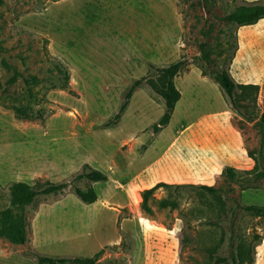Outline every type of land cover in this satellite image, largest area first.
I'll return each mask as SVG.
<instances>
[{
    "label": "rangeland",
    "instance_id": "rangeland-1",
    "mask_svg": "<svg viewBox=\"0 0 264 264\" xmlns=\"http://www.w3.org/2000/svg\"><path fill=\"white\" fill-rule=\"evenodd\" d=\"M245 1L258 0H0V211L10 207L14 183L71 185L14 209L26 242L0 236V264H37L36 253L91 258L101 251L100 264H234L239 251L243 264H264V217L243 209L264 207V178L244 173L256 165L264 171L262 90L256 107L245 103L242 111L254 115L248 122L222 113L219 87L195 74L199 66L224 67L233 35L239 46L241 32L250 37L264 28V21L258 29L227 24ZM242 48L230 72L236 80L245 69L260 76L261 50ZM176 62L183 63V100L154 134L165 113L158 70ZM230 148L238 163L229 161ZM246 151L255 156L244 159ZM86 166L108 181L77 179ZM228 167L239 171L234 182ZM171 177L178 183L164 182L173 188L159 189L143 208L133 180ZM75 187H93L106 199L84 204ZM162 200L176 206L162 208Z\"/></svg>",
    "mask_w": 264,
    "mask_h": 264
},
{
    "label": "trees",
    "instance_id": "trees-1",
    "mask_svg": "<svg viewBox=\"0 0 264 264\" xmlns=\"http://www.w3.org/2000/svg\"><path fill=\"white\" fill-rule=\"evenodd\" d=\"M235 2V1H234ZM264 20V0H258L253 2L245 1L243 4L237 6L235 11L227 17V24L230 28H243L255 26L260 21ZM232 45L235 48L232 57L228 58L224 67L216 71L207 72L204 67L199 66L204 77H209L213 82L219 87L221 93L223 94L230 110L236 113L238 116L244 120L251 122L254 115H246L242 110L248 108L245 103L257 106V101L261 93V88L258 85H243L237 84L230 72V66L232 65L233 59L236 55L238 49V41L236 35H233ZM208 59H205L207 61ZM183 66L182 62L173 63L167 67L158 70V78L160 81V86L155 87L157 93L162 97L165 103V113L159 123L153 127V133L159 134L163 129L170 124L173 113L178 102L181 100V92L177 89L175 85V78L180 73ZM68 77H65V83L62 85L63 89L68 86ZM37 81V79H27L26 84L30 87L32 83ZM138 84L136 83L127 93L125 103L122 105L119 114H117L116 119H120L122 114L126 111L129 100L132 98L134 91L136 90ZM262 111L259 117L262 123V138H261V150L260 153L264 151V87L262 89ZM249 157L253 158L255 156L254 152L248 153ZM225 176L229 182L236 181L239 171L233 168L225 169ZM245 174L249 176H254L256 179L259 177L264 178V171L258 170V165L255 166L253 171H246ZM77 179L86 180L90 183L106 182L108 177L105 173L85 167L83 172L78 175ZM71 186L68 183H45L40 185L39 189L26 184L24 182L14 183L10 187V207L0 211V236L5 237L12 243L17 245H23L26 242V231L24 227L18 222L14 209H19L21 211L39 196H51L63 192L66 188ZM174 185H169L166 183H158L151 189L145 190L143 192V208L146 207L147 201L154 195L156 191L161 188L170 189ZM180 187V186H179ZM199 191L208 193L210 195H215L218 189L213 186L200 185L195 187ZM74 193L79 197V199L87 205L95 204L98 201V195L93 187H88L86 191L75 187ZM162 208L171 206L174 208L176 205H170L168 201L162 200L160 202ZM246 212L255 215L257 217H264V207L258 206H246L243 208ZM102 251L97 253L91 258H80V257H64V258H54L47 257L36 253L35 259L37 264H100L99 258L102 255ZM234 264H243V253L239 251L237 257L233 259Z\"/></svg>",
    "mask_w": 264,
    "mask_h": 264
},
{
    "label": "crops",
    "instance_id": "crops-1",
    "mask_svg": "<svg viewBox=\"0 0 264 264\" xmlns=\"http://www.w3.org/2000/svg\"><path fill=\"white\" fill-rule=\"evenodd\" d=\"M262 21H264V20H262ZM262 21H260L258 24H256L257 25V28L256 29H258L259 27H260V25L262 24ZM255 25V26H256ZM241 29H243V28H241ZM259 31H264V28H262V26L256 31V32H253L254 33V35L253 36H250V37H248V35H245L244 33H240V38H239V46H238V49H237V52H236V55H235V57H234V59H233V61L234 60H236V58L238 57V56H240L241 55V53H242V47H243V43L245 44V45H249V46H251L252 48L253 47H258L261 51L259 52L260 54H262V56L264 57V35L263 34H261ZM253 33H250V34H253ZM258 33H260L261 35H259ZM232 64H233V62H232ZM195 74H198V75H200V79L201 80H203V79H205V77H203L202 75H201V71H199V69H195ZM190 75V74H189ZM231 75H232V77L234 78V80H235V82L237 83V84H243V85H258L259 87L261 86V83H264V72L263 73H261V75L260 76H257V77H255V76H253V75H251V71H249V70H247V69H245V70H243V75L241 74L240 75V80H236V78H235V76L233 75V73H231ZM207 79V78H206ZM178 78L176 77L175 78V85H176V87L178 86ZM185 80H187V81H189V79L187 78H185ZM183 78H182V82H184L185 81ZM264 87V86H263ZM263 87H260L261 88V90L263 89ZM177 89H178V87H177ZM179 90V89H178ZM180 91V90H179ZM181 92V91H180ZM182 100H183V93H181V100L178 102V104H177V106H176V108H175V111H174V113H173V115L176 113V111L178 110V105L179 104H181L182 103ZM227 103V102H226ZM226 109H225V111H223L222 113H233V112H231V110H230V108H229V106H228V104H226V107H225ZM212 116H218V113L217 114H211L210 115V118L212 117ZM173 119H174V116L172 117V119H171V121L170 122H172L173 121ZM230 122V121H229ZM231 123V122H230ZM238 130V132H242V130H241V128L240 129H237ZM243 134V133H242ZM172 144H174V142H172L171 143V145ZM228 159H229V161L231 162V163H238L239 161L238 160H236V157H235V154H234V150H233V148H230L229 149V153H228ZM244 156V159L247 157L248 158V155H247V151L245 152V154L243 155ZM243 158V157H242ZM248 161V160H247ZM242 162H245V161H242ZM140 179V178H139ZM139 179H134L133 180V185H135L136 186V188L137 189H140L142 192H144L145 190H148V188H151L152 186H154L157 182H168L169 183V181L172 183V184H177L178 183V181H177V177H171V178H169V179H163L164 181H161L160 179H152V180H149L148 182H139ZM125 180H127V181H129V180H131V178H129V179H127V178H125ZM168 183H166V184H168ZM110 191H116L115 189H111ZM98 195V194H97ZM106 198H104L103 200H105ZM103 200H101V198H100V196L98 195V201L95 203V204H93V205H95V206H100V204L101 203H103ZM110 205L111 204H117V203H115L114 201H112V199H107L106 200Z\"/></svg>",
    "mask_w": 264,
    "mask_h": 264
}]
</instances>
